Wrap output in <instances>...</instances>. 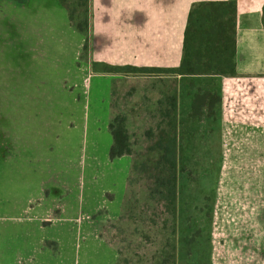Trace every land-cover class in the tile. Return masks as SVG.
Instances as JSON below:
<instances>
[{
	"label": "rangeland",
	"instance_id": "1",
	"mask_svg": "<svg viewBox=\"0 0 264 264\" xmlns=\"http://www.w3.org/2000/svg\"><path fill=\"white\" fill-rule=\"evenodd\" d=\"M198 1L203 0H180V9L175 14L179 13L181 18L185 15L184 24L164 28L165 34L161 27L135 19L136 13L140 15L143 12L141 0H108L109 4L101 6L97 12L91 0L88 51L84 54L86 37L72 28L66 9L58 0H0V132L6 131V138H9L7 132L18 122L22 138L41 141L46 137L48 146H45L46 141L43 144L39 141L37 148L52 151V161L46 165L54 172L59 171V179L66 177L70 181L72 204L73 201L76 204L78 199L80 190L76 185L82 168L87 167L88 170L90 165L89 144L86 141L94 124L85 122L88 126L85 128L83 117H98L93 110L102 111V107L100 104L90 106L93 104L92 98L104 97L105 94V91L102 94L96 89V95L92 97L91 91L92 98L89 96L90 102H87L88 86L86 80L84 84L82 80L84 73H101L102 64L133 65L135 61L155 57L156 44L171 50L179 37L182 45L188 12L191 5ZM96 56L106 62L95 60ZM113 75V117L123 119L129 133L141 137L162 118L157 109L160 101L165 102L174 94L173 79L170 74ZM197 84L212 91L215 89L213 83H205L204 80L196 81ZM197 96L203 98L201 94ZM188 99V95L182 98L186 103ZM187 113L189 107H183L181 114L185 122L180 145L182 169L177 188L178 264H212L211 215L219 173L215 128L217 115L215 113L211 117L213 120L207 122V127L212 125L214 130L205 139L196 131L198 127L203 130L205 123H196ZM101 116L104 117V113ZM20 121L26 122V131L21 129ZM98 122L101 124L102 120ZM105 134L100 130V136L105 137ZM82 136L84 151L81 148ZM7 141L3 144L0 140V148L10 155L12 145ZM205 148L208 153H204ZM27 150L30 151V148L17 154L15 167L0 179V264H104L108 259L106 250L102 247L98 250L87 242L88 248L85 250L84 241L78 238L76 223L73 234L62 229L67 236L61 248L54 242H48L61 234L58 223L47 225V231H41L38 224L28 221L26 213H22L27 198L38 196L40 190L39 186L30 182L27 185L29 176H32V180H38L41 175V164L37 162L39 156L35 151L30 156L27 152L25 155ZM105 150L106 146L95 153L101 172L100 187L108 191L115 183L116 189L120 190V175H116L114 180L113 171L107 164L110 163L109 148ZM116 221L117 218L102 219L99 223L100 233L110 239L112 232L109 226ZM44 237L47 239L43 241ZM134 245L130 249L135 251L129 249V264H140L138 260L142 261L139 255L142 251L141 248H133ZM133 253L135 255L132 257Z\"/></svg>",
	"mask_w": 264,
	"mask_h": 264
},
{
	"label": "crops",
	"instance_id": "2",
	"mask_svg": "<svg viewBox=\"0 0 264 264\" xmlns=\"http://www.w3.org/2000/svg\"><path fill=\"white\" fill-rule=\"evenodd\" d=\"M235 1V74L230 76L171 75V77L174 82L173 92L176 95L178 123L185 122L184 115L182 116L181 113L183 107H189V113H187L189 118H193L196 123H205L203 130H199L198 127L196 131L207 139L206 136L214 130L212 125L207 127V122L213 120L211 117L213 118L215 113L217 115L215 128L219 173L212 202L210 261L212 264H264V0ZM106 4H109L108 0H92L95 12ZM179 5L180 0H141V10L144 13L140 12V15L136 13L135 19L142 23L151 22L161 27V31L164 28L180 27L184 24L185 15L181 18L179 13L175 14V11L178 12L180 9ZM162 33L166 34V29ZM177 34L179 37V31ZM182 46L183 39L181 45L180 37L171 50L156 44L155 57L135 61L133 66L178 67L182 56ZM97 59L106 62L102 57L96 56L95 60ZM113 77V74H94L90 71L83 75V84L86 80L88 86L87 102L96 95V89L102 94L105 91V94L104 97L102 95L100 98L97 96L92 98L93 104H89L90 106L100 104L102 111L96 108L93 110V114L97 113L98 117L93 116L91 119H88L87 115L83 117L85 128L88 127L85 122L94 125L91 126L86 141V144H89L87 147L89 146L90 165L88 170L87 167L85 169L83 167L82 174L78 177L76 187L80 191L76 204L75 201L73 204L70 201V181L66 177L59 179V171L54 172L46 165L52 161V151L47 148L44 151L37 148L40 139L31 141L22 138L18 122L13 124L7 132L9 138H6V131L0 132V140L3 144L7 139V142L12 145L10 155L5 154L4 148H0V179L15 167L17 154L26 148H30V151H25V155L27 152L30 156L31 152L35 151L39 156L37 162L41 164L39 165L40 178L32 180V176H29L27 182V185L31 183L40 187L38 196L32 197L30 194L31 198H27V205L23 207V211L20 208V213L21 211L23 214L26 213L28 221L38 224L41 231H47V225L53 226L58 223L61 234L48 242H54L61 248H63L64 237L67 236L64 232L70 231L73 234L75 232L73 225L76 223L78 238L84 241L85 250L88 248L87 243L93 244L92 247L98 250L101 247L106 250L108 259H105L104 264H115L117 252L100 237L101 224L99 223L102 219L118 218L131 163L128 155L113 160L109 158L110 163L107 164L113 171L114 180L116 175H120L122 185L120 190L116 189L115 183L108 191H106L107 188L100 187L101 172L95 153L105 146L107 151L112 144L108 123ZM198 80L213 83L215 89L212 91L196 85ZM197 94H201L203 98H198ZM212 94L214 95L210 98ZM184 95L190 98L188 103L183 102ZM212 99L215 100L212 101ZM103 113L104 117L101 116ZM100 120H102V127L98 122ZM20 122L21 129L26 131V122ZM100 130L103 134H105L104 131L108 134H105V137L100 136ZM44 141L47 147L46 137L42 138L40 143L43 144ZM81 148L84 151L83 136ZM28 167L32 168L31 165ZM73 200L76 199L73 198ZM62 229L65 231L63 232ZM46 239L44 237L43 241Z\"/></svg>",
	"mask_w": 264,
	"mask_h": 264
},
{
	"label": "trees",
	"instance_id": "3",
	"mask_svg": "<svg viewBox=\"0 0 264 264\" xmlns=\"http://www.w3.org/2000/svg\"><path fill=\"white\" fill-rule=\"evenodd\" d=\"M58 1L67 10L72 28L86 37L83 53H87L91 0ZM235 33V0L198 1L188 12L178 67L102 64L100 72L158 76L234 75ZM113 83L108 123L112 144L108 155L111 160L128 155L131 163L120 214L115 224L109 226L111 238L102 233L99 235L115 248V264L131 263L128 253L133 243V248H141L139 255L146 264H178L177 188L182 169L180 145L184 124L176 121V95L159 102L157 111L162 118L139 137L129 133L123 119L113 117ZM139 260L140 264H145Z\"/></svg>",
	"mask_w": 264,
	"mask_h": 264
}]
</instances>
